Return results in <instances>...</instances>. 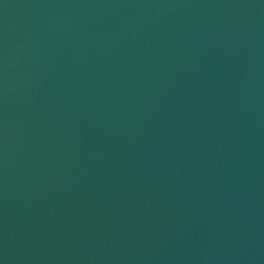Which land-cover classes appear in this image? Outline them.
I'll list each match as a JSON object with an SVG mask.
<instances>
[{
    "label": "water",
    "instance_id": "obj_1",
    "mask_svg": "<svg viewBox=\"0 0 264 264\" xmlns=\"http://www.w3.org/2000/svg\"><path fill=\"white\" fill-rule=\"evenodd\" d=\"M0 264H264V0H0Z\"/></svg>",
    "mask_w": 264,
    "mask_h": 264
}]
</instances>
